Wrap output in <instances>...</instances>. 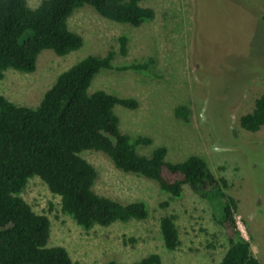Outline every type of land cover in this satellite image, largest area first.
<instances>
[{"label": "rangeland", "instance_id": "374dc122", "mask_svg": "<svg viewBox=\"0 0 264 264\" xmlns=\"http://www.w3.org/2000/svg\"><path fill=\"white\" fill-rule=\"evenodd\" d=\"M41 0H26L28 8ZM153 19L138 27L109 21L83 5L67 20L68 30L82 45L63 57L41 51L29 74L4 71L0 95L16 105L34 108L56 76L85 56L114 55L111 66L152 58L148 73L100 70L87 93L103 91L133 99L134 109L113 107L119 131L129 137H149L151 144L136 152L148 156L155 147L166 150L165 161L190 155L201 158L214 177L226 182L225 193L236 203L233 216L252 257L264 264V126L250 133L239 128L264 93V0H145ZM124 36L125 54L118 38ZM186 109V121L174 109ZM79 156L95 171L92 191L127 204L142 201L144 220L114 222L84 231L60 212L59 198L37 178L26 181L18 195L37 215L47 218L46 247H62L71 264H133L155 254L159 264H218L227 248L210 203L186 185L179 198L161 192L143 177L115 169L102 153ZM172 216L178 246L163 247L158 222Z\"/></svg>", "mask_w": 264, "mask_h": 264}, {"label": "trees", "instance_id": "16d2710c", "mask_svg": "<svg viewBox=\"0 0 264 264\" xmlns=\"http://www.w3.org/2000/svg\"><path fill=\"white\" fill-rule=\"evenodd\" d=\"M145 0H41L28 8L26 0H0V78L4 71L29 74L41 51L63 57L82 45L81 38L68 30L67 20L83 5L109 21L138 27L153 19ZM126 38H118L119 53L125 54ZM114 52L102 57L85 56L59 73L34 108L16 106L0 95V264H71L62 247H46L49 223L33 213L18 196L27 180L37 177L59 198L60 212L87 231L114 222L140 221L147 216L142 201L121 204L96 195L93 168L82 159V151L104 154L115 169L154 182L161 192L179 198L186 185L207 200L217 212L216 221L225 233L227 248L218 264H258L249 244L235 227V201L225 193L226 182L214 177L205 162L194 155L176 163L165 161L166 150L153 148L148 156L137 154L138 146L151 144L149 137H129L117 127L114 106L134 109L133 99L117 98L103 91L87 89L100 70L148 73L153 63L113 67ZM174 115L186 121V109ZM239 128L257 132L264 126V93L249 113L238 119ZM163 247L178 246L172 216L158 222ZM106 264H116L113 260ZM133 264H159L155 254Z\"/></svg>", "mask_w": 264, "mask_h": 264}, {"label": "crops", "instance_id": "0c3cea01", "mask_svg": "<svg viewBox=\"0 0 264 264\" xmlns=\"http://www.w3.org/2000/svg\"><path fill=\"white\" fill-rule=\"evenodd\" d=\"M154 17V16H153ZM145 23H148V22H145ZM145 23H143V24H145ZM142 25V24H141Z\"/></svg>", "mask_w": 264, "mask_h": 264}]
</instances>
